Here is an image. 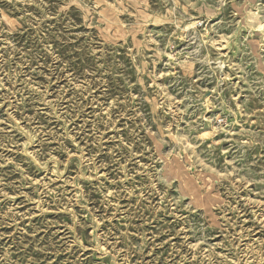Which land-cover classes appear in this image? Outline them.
<instances>
[{
  "label": "rangeland",
  "instance_id": "rangeland-1",
  "mask_svg": "<svg viewBox=\"0 0 264 264\" xmlns=\"http://www.w3.org/2000/svg\"><path fill=\"white\" fill-rule=\"evenodd\" d=\"M0 264H264V0H0Z\"/></svg>",
  "mask_w": 264,
  "mask_h": 264
}]
</instances>
